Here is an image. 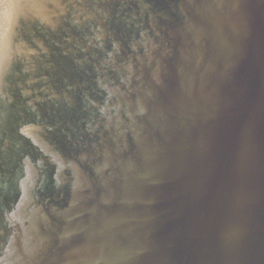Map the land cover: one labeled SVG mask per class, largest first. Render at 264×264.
Masks as SVG:
<instances>
[{"label": "water", "instance_id": "obj_1", "mask_svg": "<svg viewBox=\"0 0 264 264\" xmlns=\"http://www.w3.org/2000/svg\"><path fill=\"white\" fill-rule=\"evenodd\" d=\"M0 264H264V0H0Z\"/></svg>", "mask_w": 264, "mask_h": 264}]
</instances>
